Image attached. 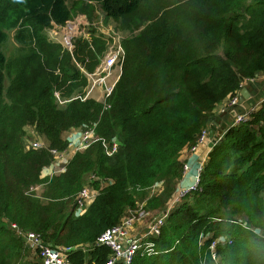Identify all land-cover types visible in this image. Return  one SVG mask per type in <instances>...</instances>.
<instances>
[{
	"label": "trees",
	"instance_id": "1",
	"mask_svg": "<svg viewBox=\"0 0 264 264\" xmlns=\"http://www.w3.org/2000/svg\"><path fill=\"white\" fill-rule=\"evenodd\" d=\"M97 5L119 29L136 31L122 41L109 107L82 97L88 79L74 63L92 72L104 45L75 38L71 52L46 32L74 14L93 19ZM11 31L20 49L9 60L1 47ZM258 73L264 0H0V264H29L5 219L53 246H77L76 264H103L111 250L86 244L139 201L154 214L172 205L185 149L213 124L217 105ZM56 92L68 102L60 105ZM28 126L49 146L26 150ZM87 128L96 140L65 171L43 176L51 149L71 144L67 131ZM112 139L119 149L110 155ZM86 185L99 194L81 213ZM152 240L154 251H139L131 264H264V100L212 145L199 189L174 204Z\"/></svg>",
	"mask_w": 264,
	"mask_h": 264
},
{
	"label": "built area",
	"instance_id": "2",
	"mask_svg": "<svg viewBox=\"0 0 264 264\" xmlns=\"http://www.w3.org/2000/svg\"><path fill=\"white\" fill-rule=\"evenodd\" d=\"M61 27V26H60ZM66 28V31H62V40L69 51H73L75 48L74 41L76 37V25L74 21L69 20L63 26ZM63 29V30H64ZM111 30H107L110 32ZM112 41L111 46L105 51L103 61L101 62V70L96 68L95 72L87 73L88 82L90 86V91L94 89V86H97L102 89L104 100L101 101L104 103L105 107H109L108 100L112 95V91L117 80L111 84L108 83V77L111 75V69L116 65V63H120V71L122 70V63L124 61L125 50L122 44L123 36L119 35L117 32L111 33ZM82 69V68H81ZM84 69V68H83ZM99 70V71H98ZM253 78H247L242 81L241 88L237 93L230 97L229 101L223 108V111H237V107L239 106L238 100L240 97V91L246 85H250ZM57 97L59 96V92H56ZM256 109V105H254L251 109L245 110V112H237L236 116H234L233 124L240 123L249 118L250 113ZM212 123H216V120H212ZM212 124L208 125L204 128L199 135L196 144L190 147V150L196 151L200 144H203L210 135V127ZM80 136L78 140L75 142L74 146L78 149L87 148L94 137L96 136L94 128L80 129ZM49 145L45 143L43 136L37 135L36 139L31 142L26 148L27 149H41L44 147H48ZM108 153L114 154L119 149V142L117 139L107 141L105 144ZM77 149V150H78ZM52 154L54 155L53 163L58 161L59 157L63 154L57 149H51ZM69 162V161H68ZM67 162V163H68ZM66 163V164H67ZM205 161H202L197 167V171L195 174V182L186 188H181L178 196L173 201V204L168 206L165 210H163L160 214H156L153 216L154 218L148 223L147 228L144 232H139L137 235L133 233L134 226L141 221L146 215L151 214L149 211L145 210L144 207L137 208L134 212H138V215H134L131 213L130 216H126L121 223L107 228L93 243H87L85 248L93 247L96 244L106 245L111 251L108 255L107 260L103 264H131L134 256L139 252H148L151 254L154 251V242L153 238H156L161 230V227L164 225L165 220L175 203L181 201L188 193L199 189V181L200 174L203 170ZM65 164V165H66ZM190 169V165L185 162L184 164V174L188 172ZM99 192L91 185H86L77 197V211L81 212L82 210H86L94 199L98 196ZM143 208V209H142ZM10 222V221H8ZM11 229L16 232L24 242L25 246L29 250V264H76L73 260V253L78 249L77 246H65V245H51L42 238L41 234L32 230H23L19 227L18 224L11 222ZM214 248V245L212 246ZM213 258L217 260L216 255H213ZM83 264H93V263H83ZM95 264V263H94Z\"/></svg>",
	"mask_w": 264,
	"mask_h": 264
},
{
	"label": "rangeland",
	"instance_id": "3",
	"mask_svg": "<svg viewBox=\"0 0 264 264\" xmlns=\"http://www.w3.org/2000/svg\"><path fill=\"white\" fill-rule=\"evenodd\" d=\"M72 21H74L75 25H76V39H82V40H87L91 43H95L96 39L98 41H100L103 45H104V53L105 51L111 46V41H112V34L113 31L117 32L119 35L123 36V39L128 38L129 36L133 35L136 31H132V30H121L117 27L116 23L112 20V19H105V17L103 16L100 8L97 5V10L93 15V19H91L88 15L86 14H74L73 18L71 19ZM63 26L61 27H53V28H48L46 29V32L48 34V37L55 43H59L63 49H65V47L67 48V45H65L63 43L62 40V31H66V28L63 30ZM107 30H111L110 32H107ZM14 31H11L10 35H9V40L7 42H5L4 44H2V50L4 51L5 55L7 56V58L9 60L15 58L16 56L19 55V45L16 42L15 38H14ZM75 42V41H74ZM104 58V54L99 57V63L97 64V66L95 67V69L92 72H95L96 68L98 67L99 70H101V65H102V61ZM89 60H87L88 62ZM74 63H76V65L79 67V69H81V71L83 73L86 72L85 69H83V65L80 64L79 62H77L76 60H74ZM120 63H116V65L111 69V75L108 77V83L113 84L116 80L118 81L121 71H120V67H119ZM98 70V71H99ZM92 72H87V73H92ZM258 74H263V73H258ZM257 74V75H258ZM256 75V76H257ZM9 84V78L6 77L5 78V85L8 86ZM89 82L87 84V87L85 88V92H84V96L82 95V97L84 99L87 98H93L96 99L98 101H103L104 100V96H103V91L101 88L94 86V89H92L91 91ZM78 92H76L75 94H77ZM78 96V95H77ZM76 97V96H75ZM74 97V98H75ZM58 102L60 105H64L65 103L68 102V100L65 99H61L60 94L58 96ZM230 112V111H229ZM235 112V111H234ZM73 130V129H71ZM80 131H76L75 135L77 134V136H80ZM67 134V133H66ZM37 133L34 132V130L32 128H28L27 130V134L25 136L24 139V143H25V147L27 148V146L29 144H31V142L33 140L36 139L37 137ZM96 140V136L94 137L93 141L91 142V144ZM114 140V139H112ZM77 141V140H76ZM75 139H71L70 142L71 144L69 145V147L64 150V151H60L63 155L61 157H59L58 161L52 163L49 167H47L48 173L49 175L54 174L56 172L59 171H65V164L69 161V159L74 155V153L76 151H80L83 149H78L76 146H74L75 144ZM90 144V145H91ZM78 149V150H77ZM44 171V170H43ZM110 182H104L105 185L109 184ZM160 185L156 186L153 188V191H157L158 189H160ZM38 194L41 193L42 189L41 187L38 190H35ZM76 205V203H75ZM138 205L141 207H144V203H141L140 201L138 202ZM139 208V209H140ZM143 209V208H142ZM84 211V210H82ZM81 211V213H82ZM130 211H135V210H128L127 213L125 214L126 216H130L131 213ZM141 211V209H140ZM135 216L138 215V212H134L132 213ZM156 214L151 213L146 215L141 221V224H136L133 228V232L138 231L137 233L144 232V230L147 228L148 223L154 218L153 216H155ZM125 216V217H126ZM123 217V219L125 218ZM5 223L7 225V227L9 228V230L11 229V222H8V220L5 219ZM142 228V229H141ZM134 229H137L136 231H134ZM141 229V230H140ZM13 231V230H12ZM24 243V242H23ZM25 245V244H24ZM26 247V246H25ZM28 254H29V250L26 247ZM30 259V256L28 257Z\"/></svg>",
	"mask_w": 264,
	"mask_h": 264
},
{
	"label": "crops",
	"instance_id": "4",
	"mask_svg": "<svg viewBox=\"0 0 264 264\" xmlns=\"http://www.w3.org/2000/svg\"><path fill=\"white\" fill-rule=\"evenodd\" d=\"M250 85L253 87V92H252V97L248 101L253 102L256 105V107H258L259 104H261V102L264 100V73L258 74L257 76H255L254 80L251 81ZM228 101H229L228 98L225 99L222 103L218 104L215 109V115H216L215 119L217 120V122L213 123L210 127V130L211 129L215 130L214 137L211 138L209 135L208 139L203 144H200L196 151H192L190 150V148L185 149L182 158L185 162H187L190 165V169L188 170V172L184 174L183 179L180 183V188L189 187L195 182V174L197 171V167L202 161L207 160L208 153L210 152L212 145L233 124L235 112L230 111V112L225 113L223 111V108L225 107ZM28 128H31V127L28 126L27 130ZM76 131H80V129H73V130L67 131V134L65 136L69 140L75 139L76 141L79 138L77 134L75 135ZM43 138H44L45 143L49 145L50 144L49 140L46 139L45 137ZM45 175H49L47 168H45L43 171V176ZM137 224H141V222H138ZM136 230L137 229H134V231ZM137 232L138 231L133 232V233L137 235Z\"/></svg>",
	"mask_w": 264,
	"mask_h": 264
},
{
	"label": "water",
	"instance_id": "5",
	"mask_svg": "<svg viewBox=\"0 0 264 264\" xmlns=\"http://www.w3.org/2000/svg\"><path fill=\"white\" fill-rule=\"evenodd\" d=\"M253 87L251 85H246L242 88L240 91V97L238 100L239 106L237 107V111L235 110V115L237 112H245L247 109H251L254 106V103L251 101H248L252 97ZM215 134V130H210V137L213 138Z\"/></svg>",
	"mask_w": 264,
	"mask_h": 264
},
{
	"label": "clouds",
	"instance_id": "6",
	"mask_svg": "<svg viewBox=\"0 0 264 264\" xmlns=\"http://www.w3.org/2000/svg\"><path fill=\"white\" fill-rule=\"evenodd\" d=\"M122 41H123V39H122ZM124 47V46H123ZM73 52V51H72ZM122 71V70H121ZM255 105V104H254Z\"/></svg>",
	"mask_w": 264,
	"mask_h": 264
}]
</instances>
